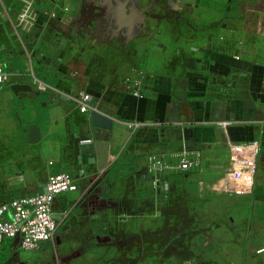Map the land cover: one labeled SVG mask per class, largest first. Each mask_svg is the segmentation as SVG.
Instances as JSON below:
<instances>
[{"label":"crops","instance_id":"0c3cea01","mask_svg":"<svg viewBox=\"0 0 264 264\" xmlns=\"http://www.w3.org/2000/svg\"><path fill=\"white\" fill-rule=\"evenodd\" d=\"M155 1L33 0L36 22L22 29L15 24L18 1L0 0V59L6 72L0 84V202L42 191L47 175L58 171L69 172L77 183V190L54 200L57 235L42 251L63 246L66 252L76 247L87 253L110 246L119 223L129 220L133 231L141 230V221L158 223L151 232L181 223L175 232L166 231L171 238L164 248L226 252L239 245L252 253L245 239L264 238V0L242 7L256 16L252 25L224 19L217 33L191 41L177 66L159 64L176 59L152 51L157 43L166 45L161 32L152 35L175 34L185 23L173 21L166 8L157 12ZM176 2L189 15L200 6L198 0ZM189 26L201 30L199 24ZM129 45L151 47L146 66L122 65L131 74L119 72V46ZM112 47L117 55L108 52ZM73 60L83 62L82 84L64 75ZM35 80L46 88L39 89ZM13 83L31 84L44 99L14 92ZM81 94L89 95L86 111L79 109ZM92 109L112 120L111 129L92 124ZM30 124L40 131L36 143L27 139ZM252 139L260 152L251 191H223L231 146ZM150 154L173 167L163 177L168 184L163 196L148 170ZM182 155L197 158V165L177 169ZM238 218L260 225L237 230ZM193 222L200 227L186 233L188 226H182ZM191 236L197 240L192 246L182 240Z\"/></svg>","mask_w":264,"mask_h":264},{"label":"rangeland","instance_id":"374dc122","mask_svg":"<svg viewBox=\"0 0 264 264\" xmlns=\"http://www.w3.org/2000/svg\"><path fill=\"white\" fill-rule=\"evenodd\" d=\"M254 1L255 0H231L227 3H217L213 2V0H198V2H200L199 8L195 9L192 15H189L177 9L178 3L176 0H156L153 4L157 12L166 8V10L173 11L171 14V19H173V21L185 23L182 24L181 28L177 29L175 34H165L164 31L157 30L156 33L154 32L152 35L155 37L156 34L160 35L161 32V37L165 39L166 43V45L157 43L156 47L152 48V51L158 52V56L160 55L163 58L174 57L176 59L175 61L160 62L159 64L164 66H177L182 64L180 60L190 52V42L201 38L205 40L211 33H217L218 30L216 29H218V26L224 19L236 23L246 21V23H251L252 25L256 20V16L250 13H243L242 7ZM227 8L230 10H227ZM159 16L161 23L167 22V17L165 15ZM189 23L192 26L199 24L201 30L196 31L191 29ZM184 26H187L186 29L183 28ZM219 33L222 34L223 31L220 30ZM156 38L158 41L159 37ZM142 39L145 42L148 41L147 36ZM179 40L182 42V45H174V43ZM150 49V46L140 48L136 45H129L126 47L119 46V72L127 73V71H131V69H127L126 67L125 70L121 68L123 64L125 66L138 65L139 68L142 67V65L146 66V57ZM175 49L176 51L178 50V52H175ZM123 50L124 52H122ZM116 51V47L109 48L108 50L109 53L114 55H117L118 52ZM174 53H177V55L175 56ZM132 59H137L138 61L132 62ZM127 74L131 73L128 72ZM25 145L26 144L23 143L24 147ZM18 148H20V146H18ZM0 193H2L1 189ZM128 217H130V215ZM153 224L158 225L155 221L153 223L141 221V230L133 231L132 228L135 224L130 222V220L123 224L119 223V236L113 233L114 244L103 248H95L92 252L87 253H82L81 250L75 252L76 250L74 249H76V247L72 249L73 251L70 250L71 252H66L65 250L68 248L65 249L63 246L56 248L52 247V245L48 246L52 247L49 251H42L40 249L23 252L17 248L14 242L7 241L1 251V255L5 256V260L2 264H73V260L75 259L80 264H264V251H261L262 253L258 252V249L264 247V238L255 242L252 237L245 239L246 245L250 243L251 247H254L252 253H244L239 245L236 248L226 250V252L214 248L204 251L196 248H189L187 250L182 248L175 249L174 247L164 248V243L171 238L167 236L168 233L166 231L169 233L175 232L177 227H181L178 226L181 223H172L167 229L165 228V231L162 230L163 228H160L155 232H151V229L154 227ZM188 224L185 223V225L183 224L184 226H182V228L188 226L185 229L188 234L200 227V224L196 222ZM235 224L237 230L252 229L260 225L259 223H248V225H250L249 228L247 223L245 225L241 218H238ZM263 226L264 225H262V228ZM182 240L188 242V245L191 246L197 242L195 237L192 236L187 239L182 238ZM192 241L195 242L192 243ZM81 249L84 250L83 247ZM132 249L135 252H132Z\"/></svg>","mask_w":264,"mask_h":264},{"label":"built area","instance_id":"2783aa9c","mask_svg":"<svg viewBox=\"0 0 264 264\" xmlns=\"http://www.w3.org/2000/svg\"><path fill=\"white\" fill-rule=\"evenodd\" d=\"M17 1L22 6L17 13L16 27L29 29L34 26L37 16L33 0ZM51 15L54 16L55 13L52 12ZM5 77L6 72L0 59V84L4 82ZM34 82L39 89L46 88L45 83L36 80ZM88 99L89 95L81 94L77 100L81 111L88 109ZM131 125L138 126V123ZM88 141L90 140H82ZM231 151L229 172L221 189L230 194H247L254 182L260 143L255 139L237 143L231 146ZM184 156L182 155L176 165L177 169L197 165V158L190 160ZM147 164L149 172L154 176V187L158 188L163 185L165 173L173 167L158 154L148 155ZM75 190L77 183L73 176L67 171H58L47 175L42 191L0 202V248L7 241H12L20 251L30 252L39 250L45 243L53 241L59 226L58 219L54 217L53 202L58 196ZM261 251H264V247L258 249V252Z\"/></svg>","mask_w":264,"mask_h":264},{"label":"water","instance_id":"95a60500","mask_svg":"<svg viewBox=\"0 0 264 264\" xmlns=\"http://www.w3.org/2000/svg\"><path fill=\"white\" fill-rule=\"evenodd\" d=\"M11 89L14 92L18 90H24L29 92H34L36 95L40 93L39 90H34L33 86L29 83H13ZM91 122L94 126L100 129H111L112 120L106 115L100 113L99 111L92 109L90 111ZM27 139L30 143H36L40 139V131L36 124H30L27 130ZM168 188V184L165 183L158 187L156 190L158 196H163L165 190Z\"/></svg>","mask_w":264,"mask_h":264},{"label":"trees","instance_id":"16d2710c","mask_svg":"<svg viewBox=\"0 0 264 264\" xmlns=\"http://www.w3.org/2000/svg\"><path fill=\"white\" fill-rule=\"evenodd\" d=\"M18 4H19V6H18L19 7V10H20L22 4L20 2H18ZM1 7L2 6H1V3H0V11H2V8ZM74 62H76V63L74 64ZM71 64H72L73 67L69 65V69H67V71H66V73L64 75L69 80H71L73 82H77L79 84H82L83 80L86 79V77L83 75V69H82L81 72L79 71L80 70L79 68H80V66L83 65V62L80 61V60L79 61L78 60H73L71 62ZM43 94L44 93L40 92L36 97L38 99H44ZM108 172H110V171H108ZM108 172H107V174H108ZM3 246H4V244L0 248V264H2V262H4V260H5V256L1 255V251H2Z\"/></svg>","mask_w":264,"mask_h":264}]
</instances>
